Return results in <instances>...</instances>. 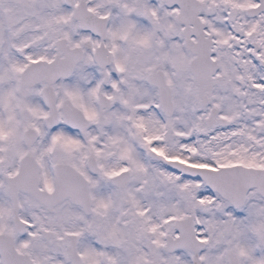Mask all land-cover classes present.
Masks as SVG:
<instances>
[{
	"label": "snow or ice",
	"instance_id": "snow-or-ice-1",
	"mask_svg": "<svg viewBox=\"0 0 264 264\" xmlns=\"http://www.w3.org/2000/svg\"><path fill=\"white\" fill-rule=\"evenodd\" d=\"M0 264H264V0H0Z\"/></svg>",
	"mask_w": 264,
	"mask_h": 264
}]
</instances>
